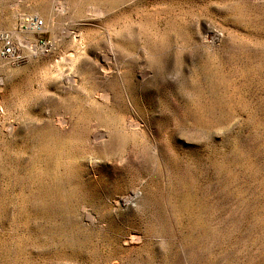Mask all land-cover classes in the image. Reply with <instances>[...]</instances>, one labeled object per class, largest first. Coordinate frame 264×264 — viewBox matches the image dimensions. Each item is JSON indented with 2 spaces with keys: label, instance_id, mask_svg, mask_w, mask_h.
<instances>
[{
  "label": "rangeland",
  "instance_id": "374dc122",
  "mask_svg": "<svg viewBox=\"0 0 264 264\" xmlns=\"http://www.w3.org/2000/svg\"><path fill=\"white\" fill-rule=\"evenodd\" d=\"M43 3L0 0V38L17 46L8 31ZM60 8L56 25L71 38L48 29L34 41L55 42V57L87 48L94 60L105 50L90 27L98 19ZM114 19L120 48L140 59L0 60V264H185L162 219L165 186L179 200L188 264H264V0H135ZM130 124L138 138L112 133ZM106 129L111 139L94 144Z\"/></svg>",
  "mask_w": 264,
  "mask_h": 264
},
{
  "label": "bare ground",
  "instance_id": "6f19581e",
  "mask_svg": "<svg viewBox=\"0 0 264 264\" xmlns=\"http://www.w3.org/2000/svg\"><path fill=\"white\" fill-rule=\"evenodd\" d=\"M33 1V0H32ZM38 1V0H37ZM132 1H135V0H51V3H49L48 5H46L45 3H43L42 5L39 6V9L38 12H35L36 15L33 16H27L25 18L24 16V19L22 21V28L21 29H17L15 26H12L11 29L8 31V35H10L14 41L16 42V45L17 47L19 48V51H20V54H21V61L22 62H37V61H41V60H50L51 58H57L59 61H62L64 62L65 64H68V65H73L75 63H78V62H82V61H90V60H93V58H91L88 54H87V48L86 50H84L83 52L81 51H74L73 50V46L74 45H71V50H68L67 52L65 51V53L63 54H60L59 56L55 57L53 56L52 52L54 50V46H55V42H49L48 45H45L44 47H39L37 44H36V40L34 41V34L35 33H42L46 30H51L53 32V35H54V38L57 39V38H61V40L63 38H66V37H70L71 35V32H70V28L67 26V25H56V18L60 16V13H62V9L60 8L61 7V4L63 5H67V4H74L75 6V9L76 11L78 12V14L82 11V13L86 14L87 17H92V18H97L98 19V23H95V24H92V27L93 29L91 30H94L95 33L97 32V34L99 36L102 37V41L104 42V47H105V50L101 53V54H97V53H94V60L95 61H103V62H106V63H116L118 61H122V62H125V61H128V62H133V61H136L138 59L141 58L140 56V53L138 52L137 54H133L135 53V50L134 52L131 50V52H124V50H122L119 46L120 44V40L125 37V33H122L121 31H119L117 29V26H119L118 24V21L117 19H114L113 21H108L106 22L105 19L114 12L115 9H117V7L121 6V5H124L125 3H128L130 4ZM35 2V1H34ZM148 2V1H147ZM31 3V2H30ZM81 3V4H80ZM197 3V2H196ZM37 4V3H36ZM39 4V2H38ZM136 5V4H135ZM142 5V4H140ZM158 5V4H157ZM164 5V4H163ZM171 5V4H170ZM72 7V6H71ZM31 8V7H30ZM126 8V7H125ZM147 8V6H146ZM154 8V6L152 7ZM68 9V8H67ZM132 9V8H131ZM148 9V8H147ZM127 10V9H126ZM141 10V9H140ZM154 10V9H153ZM168 10V9H167ZM70 11V10H68ZM75 11V10H74ZM160 11V10H159ZM128 12V11H127ZM143 12V11H142ZM156 12V10H155ZM14 13V12H13ZM12 13V14H13ZM33 13V14H35ZM150 13V12H149ZM28 14V12H27ZM195 14V13H193ZM192 14V15H193ZM16 15V14H15ZM81 15V13L79 14ZM128 15V14H127ZM131 15V14H130ZM160 15V14H159ZM139 16V14H138ZM137 15L135 17H138ZM143 17V15H142ZM150 17V16H149ZM159 17V16H158ZM157 17V18H158ZM161 17V16H160ZM159 17V18H160ZM66 18V17H65ZM78 18V17H77ZM111 18V17H110ZM109 18V19H110ZM148 18V17H146ZM158 18V19H159ZM82 19V18H81ZM112 19V18H111ZM127 19V17H126ZM132 19V18H131ZM134 19V17H133ZM142 19V18H141ZM185 19V18H184ZM120 21V19H118ZM149 20V19H148ZM37 21H41V27H38V23ZM69 21V20H68ZM93 21V20H92ZM122 21V20H121ZM125 21V20H124ZM136 21V20H135ZM134 21V22H135ZM140 21V20H139ZM143 21V20H142ZM146 22V21H145ZM156 22V21H155ZM12 23V22H11ZM16 23V21L14 22ZM73 23V22H72ZM138 23V22H137ZM13 24V23H12ZM11 24V25H12ZM61 24V23H60ZM64 24V23H63ZM71 24V23H70ZM86 24V23H85ZM90 24V23H89ZM129 24V23H128ZM133 24V22H132ZM135 24V23H134ZM143 24H144V21H143ZM149 24V23H148ZM16 25V24H15ZM73 25V24H71ZM137 25V24H136ZM18 26V25H17ZM134 26V25H132ZM149 26V25H148ZM80 27V26H79ZM145 27V26H144ZM173 27V26H172ZM122 28V27H121ZM129 28V27H128ZM131 28V27H130ZM8 29V28H7ZM89 29V28H88ZM124 29V27H123ZM144 29V28H143ZM152 29V28H151ZM74 30V29H73ZM77 30V29H76ZM126 30V29H125ZM124 30V32H125ZM156 30V29H155ZM81 31V30H80ZM85 31V30H84ZM74 32V31H73ZM93 32V31H92ZM130 32V31H129ZM132 32V31H131ZM141 32V31H140ZM145 32V31H144ZM155 32V31H154ZM91 33V31H90ZM148 33V31H147ZM150 33V31H149ZM52 34V33H51ZM128 34V33H127ZM137 34V33H136ZM150 33V43L152 45V49L154 50H161L164 45H166L165 43H161L160 41L157 40V38L155 37V33L153 34ZM91 35V34H90ZM96 35V34H95ZM95 35L93 37H95ZM130 35V34H129ZM52 36V35H51ZM78 36V34H77ZM85 36H87L85 34ZM137 36V35H136ZM91 37V36H90ZM92 37V38H93ZM52 38V37H51ZM71 38V37H70ZM88 37H81V41L84 40V39H87ZM130 38V37H129ZM73 39V38H72ZM90 39V38H89ZM88 39V40H89ZM195 39V38H194ZM60 40V41H61ZM67 40V39H66ZM96 40V39H95ZM94 40V41H95ZM98 40V39H97ZM96 40V42H97ZM101 40V39H100ZM59 41V40H58ZM75 41V40H74ZM86 41V40H85ZM71 42V41H70ZM79 42V41H78ZM141 43V42H140ZM149 43V42H148ZM124 44V43H123ZM133 44V43H132ZM85 45H90V43H86ZM121 45V44H120ZM126 45V44H125ZM60 46V45H59ZM92 46V45H91ZM128 46V45H127ZM96 47V46H95ZM122 47V45H121ZM200 47V46H199ZM90 48V46H89ZM94 48V47H92ZM134 48V47H133ZM91 49V48H90ZM126 49V48H125ZM55 52V51H54ZM53 52V53H54ZM179 52H181V50H179ZM90 53V52H89ZM151 54V52H150ZM179 58L183 60L182 56L179 54ZM93 60V61H94ZM142 60V59H141ZM44 62V61H43ZM47 62V61H46ZM20 62L18 63H12V65H15V64H19ZM84 63V62H82ZM58 64V63H57ZM98 64V63H97ZM67 65V66H68ZM148 65V64H147ZM56 66V65H54ZM64 66V65H63ZM79 66V64H78ZM12 67V66H11ZM18 67V66H17ZM102 67V66H101ZM81 68V67H80ZM167 68V66H166ZM3 69V68H2ZM9 69V68H8ZM57 69V68H56ZM78 69V68H77ZM58 70V69H57ZM80 70V69H79ZM79 70L77 71L79 73ZM44 71V70H43ZM52 71V70H51ZM81 71V70H80ZM103 71V70H102ZM50 72V71H49ZM55 72V71H54ZM62 72V71H61ZM125 72V71H124ZM173 72V71H172ZM77 73V74H78ZM109 73V72H108ZM127 73V72H126ZM124 73V74H126ZM12 74V73H11ZM48 74V73H47ZM105 74V72H104ZM41 75V74H40ZM44 75V74H43ZM53 75V74H52ZM55 75H56V72H55ZM63 75V74H62ZM85 75V74H84ZM90 75V74H89ZM49 76H51L49 74ZM58 76H61V74H59ZM111 76V75H110ZM55 77V76H54ZM81 77V76H80ZM134 77V76H133ZM118 78L120 79L121 81V84H123L124 80H123V74L122 73H118ZM135 78V77H134ZM155 78V77H154ZM62 79L64 80L65 78L62 77ZM61 79V80H62ZM71 78L67 77L66 80H70ZM49 80V79H48ZM84 80V79H83ZM86 80V79H85ZM58 81V79H57ZM96 81V80H95ZM100 81V80H99ZM64 82V81H63ZM62 82V83H63ZM90 81H88L89 83ZM105 82V81H104ZM133 82V81H132ZM131 82V83H132ZM216 82V81H215ZM41 83V82H40ZM54 84V83H53ZM86 84V83H85ZM92 84V83H91ZM100 84V83H98ZM133 85V84H132ZM55 86V85H54ZM68 86V85H66ZM78 86V84H77ZM84 86V85H83ZM100 86V85H99ZM131 86V85H130ZM212 86V85H211ZM214 86V85H213ZM61 87V86H60ZM85 87V86H84ZM93 87V86H92ZM41 88V87H40ZM46 88V87H45ZM70 88V87H69ZM89 88V86H88ZM91 88V87H90ZM133 88V87H131ZM44 89V88H43ZM100 89V88H99ZM215 89V88H214ZM60 90V89H59ZM85 90V89H84ZM125 90V89H124ZM131 90V89H130ZM41 91V90H40ZM55 91V90H54ZM89 91V90H88ZM133 91V90H132ZM67 92V91H66ZM95 92V91H94ZM45 93V92H44ZM88 93V92H87ZM120 93V92H119ZM136 93V92H135ZM82 94V93H81ZM91 94V93H89ZM106 94V93H105ZM102 95V93H101ZM132 95V94H131ZM88 96V95H87ZM108 96V95H107ZM112 96V95H111ZM117 96V95H116ZM134 96V95H133ZM100 97V96H99ZM127 97V96H126ZM109 98V97H108ZM122 98V97H121ZM132 98V97H130ZM87 100V99H86ZM107 100V99H105ZM130 100V99H129ZM47 101V100H46ZM110 101V100H109ZM114 101V100H113ZM95 102V100H94ZM130 103V102H129ZM219 103V102H218ZM135 104V103H134ZM213 104V103H212ZM83 105V104H82ZM88 105V104H87ZM144 105V104H143ZM89 106V105H88ZM93 106V105H92ZM131 106V105H130ZM83 107V106H82ZM97 107H101V106H97ZM197 107H198V104H197ZM84 108V107H83ZM102 108V107H101ZM112 108V107H111ZM110 108V109H111ZM133 108V107H132ZM109 109V108H108ZM113 109V108H112ZM93 110V109H92ZM99 111V110H97ZM196 111V110H195ZM101 112V111H99ZM201 112V111H200ZM89 113V112H88ZM109 113V112H108ZM133 113V112H132ZM93 114V113H92ZM101 114V113H100ZM113 114V113H112ZM111 114V115H112ZM135 114V113H134ZM196 114V113H195ZM87 115V114H86ZM95 115V114H94ZM93 116V115H92ZM96 116V115H95ZM100 116V115H99ZM98 116V118H99ZM115 116V115H114ZM121 116V115H120ZM123 116V115H122ZM121 116V117H122ZM199 116V115H198ZM202 116V115H201ZM200 116V117H201ZM124 117V116H123ZM106 118V117H105ZM108 118V117H107ZM114 118V117H113ZM118 118V117H117ZM116 118V119H117ZM101 119V118H100ZM139 119V118H138ZM231 119V118H230ZM90 120V119H89ZM104 120V119H103ZM111 120H113L111 118ZM136 120V119H135ZM101 121V120H100ZM116 121V120H115ZM144 121V120H143ZM103 122V121H102ZM114 122V121H113ZM117 122V121H116ZM124 122V121H123ZM137 122V121H136ZM204 122V121H203ZM101 123V122H100ZM104 123H107V122H104ZM112 123V122H111ZM149 123V122H148ZM217 124V123H216ZM108 125V124H107ZM113 125V124H112ZM139 125V124H138ZM141 125V124H140ZM110 126V125H109ZM137 125H132L130 124V128H129V131L130 132H127L126 130L124 129H118V128H113L112 130V133L115 134L118 138L122 139L124 142L126 140H128L127 138H132V137H135V129L133 130L134 127H136ZM147 126V125H146ZM201 126V125H200ZM219 126V125H218ZM53 127V126H52ZM57 127V126H56ZM85 127V126H84ZM106 127V126H105ZM150 127V126H149ZM89 128V127H88ZM80 129V128H79ZM146 129V128H145ZM199 129V128H198ZM201 129V128H200ZM59 130V129H58ZM82 130V129H80ZM90 130V129H89ZM107 130V129H106ZM57 131V130H56ZM65 131V130H64ZM138 131V130H137ZM149 131V130H148ZM87 132V131H86ZM111 131H103V130H97L95 131L94 133H92V138L93 139V143L96 144V145H102V144H105L106 142H108L110 139H111V135H112ZM59 134V133H58ZM138 134V132H137ZM63 135V134H62ZM89 135V134H88ZM137 137V136H136ZM135 137V138H136ZM117 138V139H118ZM138 138V137H137ZM146 139V138H145ZM90 140V139H89ZM121 140V141H122ZM50 141V140H49ZM122 141V142H123ZM139 141V140H138ZM144 141V140H142ZM147 141V140H146ZM130 142V141H129ZM148 142V141H147ZM48 143V142H47ZM88 143V142H87ZM136 143V142H135ZM140 143V142H139ZM46 144V143H45ZM50 144V143H49ZM52 144V143H51ZM153 145V143H150ZM156 144V143H155ZM154 144V145H155ZM47 145V144H46ZM127 146V145H126ZM139 146V145H138ZM141 146V144H140ZM148 146V145H147ZM45 147V146H44ZM49 147V146H48ZM56 147V146H55ZM109 147V146H108ZM142 147V146H141ZM153 147V146H151ZM52 148V147H51ZM145 148V146H144ZM148 148V147H147ZM112 149V148H111ZM45 150V149H44ZM48 150V149H47ZM50 150V149H49ZM54 150V149H53ZM54 151H57V148L56 150ZM51 152V151H50ZM49 152V153H50ZM111 152V151H110ZM168 152V151H167ZM43 153V152H42ZM146 153V151H145ZM148 153V152H147ZM160 153V152H159ZM164 153V152H163ZM162 153V154H163ZM156 154V150H155V153ZM158 154V153H157ZM89 155V154H87ZM153 155V154H152ZM168 155V154H167ZM128 157H130V154H128ZM169 157V156H168ZM73 158H75L73 156ZM98 158V157H97ZM64 159V158H63ZM44 160V159H43ZM65 160V159H64ZM82 160V159H81ZM96 160V159H95ZM160 156L157 155L156 157V163L158 164V161H160ZM63 161V160H62ZM76 161V160H75ZM77 162V161H76ZM62 163V162H61ZM74 163V162H73ZM89 163L90 165L92 166L95 162L90 159L89 160ZM99 163V162H98ZM160 163V162H159ZM75 164V163H74ZM78 164V163H77ZM97 164V163H96ZM102 164V163H101ZM166 164V163H165ZM152 165V164H151ZM70 166V165H69ZM76 166V165H75ZM73 167V165H72ZM98 167V165H97ZM155 167V165H154ZM65 169V168H64ZM95 169V168H94ZM74 170V169H73ZM77 170V169H76ZM80 170V169H79ZM92 170V169H91ZM97 170V169H96ZM99 170V169H98ZM166 170V169H164ZM94 171V170H93ZM178 171V170H177ZM71 172V171H70ZM171 172V171H169ZM40 173V172H39ZM67 173V172H66ZM83 173V172H82ZM97 173V172H96ZM44 174V173H43ZM80 174V173H79ZM42 176V175H40ZM64 176V175H63ZM82 176V175H81ZM99 176V175H98ZM44 177V176H43ZM86 177V176H84ZM95 177V176H94ZM175 177V176H174ZM163 178V177H162ZM181 178V177H180ZM99 179V178H98ZM150 179V178H149ZM164 180V179H163ZM175 180V179H174ZM65 182V181H64ZM165 184V183H164ZM180 184V183H179ZM177 184V185H179ZM174 185V184H173ZM176 185V184H175ZM179 188V187H177ZM71 189V188H69ZM74 189V188H73ZM134 189V188H133ZM136 190V189H135ZM133 191V192H130V194L124 196L123 198L120 199V201L123 203V205H128L130 204L131 202L135 201L136 198L139 197V193L137 191ZM189 190V189H188ZM70 191V190H69ZM132 191V190H131ZM141 192V191H140ZM164 194L162 195V198L160 199V203L159 205L161 206V210H162V219L164 220V222L170 226L171 230H172V234H173V237H174V240L177 242L176 244L178 245L179 247V250L181 252V256H182V259L184 261L185 264H188L189 260L188 259V243H187V239L182 237L181 235V231H180V227H179V224L181 225V219H179L180 215L178 213H180V211L178 210V206H177V202L179 201H176L175 200V193L173 194H170L169 192V188L167 186H165L164 188ZM184 192V191H183ZM62 194V193H61ZM74 194V193H73ZM184 194V193H183ZM187 194V193H186ZM185 194V195H186ZM70 195V194H69ZM62 196V195H61ZM192 196V195H191ZM70 197V196H69ZM73 197V195H72ZM122 197V196H121ZM68 198V197H67ZM75 198V197H74ZM77 198V197H76ZM194 198V197H192ZM73 199V198H72ZM186 199V198H184ZM191 200V198H189ZM148 200V199H147ZM48 201V200H47ZM66 201V200H65ZM72 201V200H71ZM187 201V200H186ZM183 203V202H182ZM192 203V202H191ZM119 204V203H118ZM185 204V202H184ZM117 205V204H116ZM115 205V206H116ZM155 205V204H154ZM153 205V206H154ZM157 205V204H156ZM181 206V208L183 207V205L179 204ZM133 206H135L133 204ZM159 207V206H158ZM186 207V205H185ZM180 208V210H181ZM188 208V207H187ZM157 209V208H156ZM159 209V208H158ZM126 210V208H125ZM128 210V209H127ZM134 210V209H133ZM137 210V209H136ZM230 211V210H229ZM157 212V211H156ZM182 212V211H181ZM192 212V211H191ZM151 214V213H150ZM156 215V214H155ZM182 215V214H181ZM196 215V214H195ZM187 217V216H186ZM189 217V216H188ZM187 217V218H188ZM205 219V218H204ZM209 219V218H208ZM157 220V219H156ZM155 220V221H156ZM203 220V219H202ZM204 221V220H203ZM154 223V222H153ZM197 223V222H196ZM165 225V224H164ZM211 226V225H210ZM159 227V226H158ZM189 227V226H188ZM200 227V226H199ZM213 227V226H212ZM203 228V227H202ZM168 229V228H167ZM184 230V229H182ZM206 230V229H205ZM149 231V230H148ZM164 231V230H163ZM154 232V231H153ZM184 232V231H183ZM167 233V232H166ZM169 233V232H168ZM171 234V233H170ZM146 235V234H145ZM159 235H161V233H159ZM134 236V235H133ZM138 236V235H137ZM152 236V235H151ZM158 236V235H157ZM198 236V235H197ZM164 237V236H163ZM160 238V237H159ZM139 238L137 237H133L131 238L130 240H132V242L134 241H137ZM165 239V238H164ZM167 239V238H166ZM195 240V239H194ZM140 242V241H138ZM148 242V241H147ZM146 244H149L147 243ZM167 242V241H166ZM126 243V242H125ZM153 244V243H152ZM143 246V245H142ZM141 246V247H142ZM165 247V246H164ZM126 248V247H125ZM130 248V247H129ZM143 248V247H142ZM200 248V247H199ZM170 249V248H169ZM174 250V249H173ZM209 251V250H208ZM218 252V251H217ZM228 252V251H227ZM167 254V253H166ZM219 254V253H218ZM193 255V254H192ZM226 256V255H225ZM225 258V257H224ZM235 258V257H234ZM135 259V258H134ZM194 259V258H193ZM174 260V259H173ZM192 260V259H191ZM214 260V259H213ZM225 261V260H224ZM198 262V261H197ZM140 263V262H139Z\"/></svg>",
  "mask_w": 264,
  "mask_h": 264
},
{
  "label": "built area",
  "instance_id": "2783aa9c",
  "mask_svg": "<svg viewBox=\"0 0 264 264\" xmlns=\"http://www.w3.org/2000/svg\"><path fill=\"white\" fill-rule=\"evenodd\" d=\"M0 60H8L12 63L21 62V54L19 48L9 39L0 38Z\"/></svg>",
  "mask_w": 264,
  "mask_h": 264
}]
</instances>
